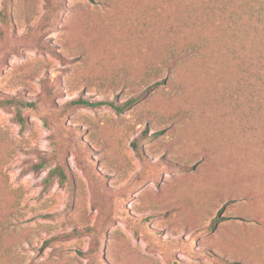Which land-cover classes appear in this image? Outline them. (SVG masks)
I'll list each match as a JSON object with an SVG mask.
<instances>
[{"label": "rangeland", "instance_id": "rangeland-1", "mask_svg": "<svg viewBox=\"0 0 264 264\" xmlns=\"http://www.w3.org/2000/svg\"><path fill=\"white\" fill-rule=\"evenodd\" d=\"M0 100V264H264V0H0Z\"/></svg>", "mask_w": 264, "mask_h": 264}, {"label": "trees", "instance_id": "trees-1", "mask_svg": "<svg viewBox=\"0 0 264 264\" xmlns=\"http://www.w3.org/2000/svg\"><path fill=\"white\" fill-rule=\"evenodd\" d=\"M4 1H7V0H4ZM1 20L4 24L8 23L9 21V16L7 14V5H4L3 6V10L1 12ZM138 101V98H132V99H129L127 101H125L123 104H112L110 103L109 105L118 113H122L124 112L125 110L129 109L130 107H132L134 104H136ZM4 104H11L10 101H7V100H0V106L4 105ZM104 103L103 102H96V103H90L86 100H82V99H78L76 101H73L72 102V105H79V106H82V105H90V106H100V105H103ZM15 119L18 121V123L20 124V127L21 129H23L24 127V119L23 117L21 116V112L19 110L16 111L15 113ZM161 132H157L155 135H160ZM133 146L135 147V144H133ZM41 168V165H34L33 166V170L34 171H39ZM53 177H58V179L60 180V182H64L65 181V175H64V172L61 168H56V169H52L48 172L47 174V177L45 179V182L46 183H49L51 181V179ZM223 208H221L219 211H218V214L217 216L211 221L210 223V229L212 230H215L216 228V225L218 223V221L220 220L219 218V215L221 213ZM51 240H48V242H50ZM46 242V243H48Z\"/></svg>", "mask_w": 264, "mask_h": 264}]
</instances>
